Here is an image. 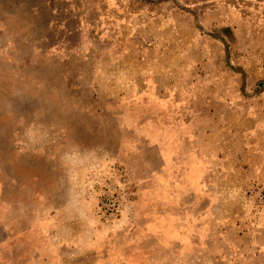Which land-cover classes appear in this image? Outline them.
<instances>
[{
	"label": "rangeland",
	"instance_id": "obj_1",
	"mask_svg": "<svg viewBox=\"0 0 264 264\" xmlns=\"http://www.w3.org/2000/svg\"><path fill=\"white\" fill-rule=\"evenodd\" d=\"M0 264H264V0H0Z\"/></svg>",
	"mask_w": 264,
	"mask_h": 264
}]
</instances>
